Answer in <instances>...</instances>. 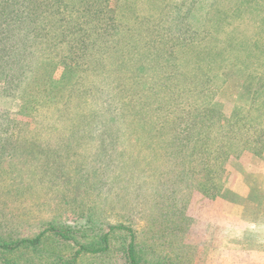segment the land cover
<instances>
[{"label":"trees","instance_id":"1","mask_svg":"<svg viewBox=\"0 0 264 264\" xmlns=\"http://www.w3.org/2000/svg\"><path fill=\"white\" fill-rule=\"evenodd\" d=\"M109 1L0 0V97L11 98L17 105L16 114L9 117L0 112V142L40 148L44 154L54 147L53 152H60L56 166L61 174L69 163L87 179L97 178L102 171L111 178L113 191L123 195L124 208L134 215L159 205L154 202V193H144L139 181L161 171L157 165L161 161L168 194L187 187L216 197L221 190L217 162L226 151L238 156L236 150L242 143L244 149L252 144L255 155L264 151V116L249 123L233 104L228 117L223 118L216 103L220 87L237 73L220 61L236 60L233 47L228 48L227 56L212 48L191 49L211 59L207 71L201 66L194 69L181 61L188 55L187 37L171 32L172 0H118L115 16L106 18L101 10ZM142 7L147 10L143 15ZM161 9L164 16L154 17ZM176 13L174 20L183 23L184 12ZM177 27L181 28L180 24ZM144 39L146 44H141ZM245 75L244 91L237 101L248 94L251 109L259 111L264 108V65L258 64ZM223 125L243 127L247 137L225 143L214 140L212 136ZM98 132L101 138L92 137L96 146L87 156L100 166L92 167L79 149L85 139ZM155 144L165 153L152 150L151 156L143 154ZM42 155L33 157L40 159ZM196 159L200 162L195 165ZM97 185L100 187L94 190L91 186L92 194L104 183L98 181ZM173 200L178 214L174 225L179 229L184 200L179 194ZM145 201H149V208L141 206ZM169 204L173 206L170 201L161 203L164 209H173ZM151 217L149 221L155 220ZM17 225H21L17 216L14 221L12 215L8 221H0L1 264H13L10 257L18 250L19 256L24 251L29 255L23 258L25 263L35 264L45 241L76 242L75 236L99 226L88 218L82 225L77 222L62 230L52 225L34 239L7 242L10 233L1 227L13 230ZM115 231H127L132 237L126 249L128 264H143L134 232L118 225L96 236L94 247L77 243L73 257L60 263L76 264L81 255L107 254Z\"/></svg>","mask_w":264,"mask_h":264},{"label":"rangeland","instance_id":"2","mask_svg":"<svg viewBox=\"0 0 264 264\" xmlns=\"http://www.w3.org/2000/svg\"><path fill=\"white\" fill-rule=\"evenodd\" d=\"M118 4V0H110L108 6L101 10V15L106 18L115 16ZM170 4L174 13L169 16V23L174 28L172 34L183 33L188 39L185 42L188 55L185 53L186 58L181 59L187 66L194 69L201 66L207 71L210 65L211 59L206 57V60L204 55L190 51L193 48H212L227 56L233 47L236 60L220 59L224 65L237 71L236 76L220 87L216 97L223 118L228 117L233 104L241 109V117L247 116L249 123L263 117L264 108L259 111L251 109L248 94L238 101L237 96L244 91L245 74L258 64L264 65V0H172ZM141 10L142 15L147 11L144 7ZM179 10L185 14L183 23L174 20ZM164 14L161 9L153 16L162 18ZM179 24L181 28L177 27ZM141 44H146V40ZM149 47L150 44L146 46ZM233 84L236 86L233 87ZM1 88L2 84L0 92ZM16 108L11 98L0 97V112L3 115L9 117L16 114ZM16 117L20 120V115ZM1 121L5 118L1 117ZM247 132L243 127L223 125L212 138L225 143L247 137ZM92 137L101 138V133L85 139L79 152L86 155L88 164L99 167V162H90L93 160L87 156L94 152L96 146L91 141ZM5 143L0 142V221H8L12 215V221L17 216L22 225L13 230L12 227H1L10 233L11 239L7 242L34 239L52 225L60 230L77 222L82 225L87 223L88 218H93L99 225L88 233H82V236H75L76 242L45 241L35 264H62L60 262L73 257L78 250L77 243L94 247L96 236L108 233L111 226L117 225L134 232L143 264H264V151L255 155L252 144L244 149L242 143L236 150L238 156L226 151L219 158L217 182L221 190L216 197L187 187L175 195L168 194L167 185L163 182L164 161L156 163L161 166V171H157L154 177L142 178L139 185L144 187L147 195L154 193L153 199L156 204L159 203V210L157 207L145 209L149 208V201H145L146 205H141L143 211L134 215L124 208L123 195L113 191L109 186L111 178L103 175L102 171L97 178L89 176L87 179L73 163H69L61 174L62 170L56 166L60 161L57 155L60 152H53L54 147L48 148L46 155L40 148H17ZM152 150L165 153L155 144L151 149L143 150V154L151 156ZM38 153L43 155L35 159L33 156ZM199 162L196 159L193 163L196 165ZM98 181L104 185L92 194V189L100 187ZM178 194L184 200V206L181 226L176 229L174 219L178 214L173 198ZM169 201L173 204L169 207L173 209H164L161 203ZM150 217L155 220L149 221ZM131 240L127 231H115L110 237L107 254L99 257L81 255L76 264H128L126 249ZM18 251L15 257H10L14 258L13 264H27L24 259L29 255L24 251L23 256H19ZM40 256L44 257L39 259ZM33 259L32 256V262Z\"/></svg>","mask_w":264,"mask_h":264}]
</instances>
